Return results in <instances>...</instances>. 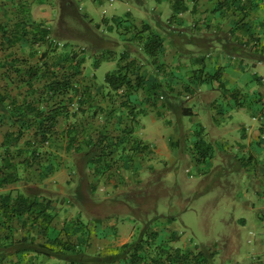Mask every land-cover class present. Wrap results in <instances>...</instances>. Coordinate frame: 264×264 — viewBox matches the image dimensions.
I'll return each mask as SVG.
<instances>
[{
    "label": "trees",
    "instance_id": "trees-1",
    "mask_svg": "<svg viewBox=\"0 0 264 264\" xmlns=\"http://www.w3.org/2000/svg\"><path fill=\"white\" fill-rule=\"evenodd\" d=\"M201 1L154 0L158 5L169 3L172 11L169 22L177 15L186 13L189 3L195 7ZM207 1L220 18L236 17L235 26L262 9L264 4V0ZM50 2L52 0H0V264H45L46 260L51 259L56 264H105L101 256L88 255L85 250L90 245L92 228L96 229L97 224L90 226L79 215L65 221L63 229L58 230L54 227L57 217L54 201L26 194L20 187L24 183L29 184L30 176L48 178L62 170L67 165L64 155L68 157L72 153L75 159L73 165H69L75 170L79 165L84 176L90 175L96 186L102 178H106L105 169L119 161L114 157L118 149L121 152L127 145L131 147V155L125 161L134 160L135 155L146 151L145 147H140L138 140L132 139L133 131H127L134 128L138 113L142 114L145 108V101L140 99L137 105H133L130 98H126L145 89L147 77L142 73V66L134 61L106 74L104 85L117 91L126 87L127 91L119 96V108L125 112L120 117L126 114L130 124L121 132L119 139L116 137L114 147L107 137L109 121L106 119L104 127L99 130L104 137L95 145L87 142L86 135L83 138L86 128L83 130V119H79V115H83L86 106H93L96 95L92 93V84L86 82L84 75L86 50L77 52L68 45L61 47L50 27L33 20L32 7ZM141 33L138 32L137 36ZM251 37L255 41L254 33ZM160 39L155 33H149L142 36L140 42L145 52L155 57ZM257 45L256 42L252 46L255 48ZM101 61L95 59V69L99 68ZM155 83L157 81L153 80L152 84ZM24 87L28 90L27 95L20 89ZM152 89H156V86ZM14 90L18 91L12 94ZM32 94L38 97L30 99ZM154 96V93L149 94L145 106H155L152 102ZM136 110H139L138 113ZM100 115L95 118H104ZM112 115L105 117L110 119ZM62 117H67L68 123L60 127ZM83 144L90 150L84 151ZM146 231L150 232L147 237L142 234L136 238V243L123 247L129 254V264L144 261V246L156 244L158 231L143 230ZM162 247L160 241L159 253L164 254ZM194 250L195 255L191 256V260L199 264H209L215 254L202 252L197 246ZM177 256L181 264L188 259L187 253L181 256L178 253ZM153 264H158V260H153Z\"/></svg>",
    "mask_w": 264,
    "mask_h": 264
},
{
    "label": "crops",
    "instance_id": "crops-1",
    "mask_svg": "<svg viewBox=\"0 0 264 264\" xmlns=\"http://www.w3.org/2000/svg\"><path fill=\"white\" fill-rule=\"evenodd\" d=\"M60 1L61 4L63 2L66 4L60 7L58 11L65 12L63 22L65 19L68 21L66 11L71 7L70 0ZM201 3L202 1L198 5H195V7L194 4L187 3L189 5L187 12L177 15L171 22L168 21L172 14L170 5L169 3H163L170 8V14L165 18V23L160 21L154 22L158 16L161 19L163 17L161 7L153 10L155 12L154 17L149 15L150 13L145 7L131 10L124 8L112 9V16L110 18H107L105 11H103L102 24L96 25L97 28L105 27L109 31L107 33L108 37L95 41L96 47L101 44L100 48L103 53L96 57L91 55L93 59L86 56L87 64L85 65L84 75L86 82L92 84L91 90L96 95V101L93 103L94 108H92L93 106H86L83 109V115L80 114V117L78 116L79 119H83V130L86 128L83 138L86 135L85 140L87 142H91L92 145L97 144L98 140L104 137V133L100 134L99 130L104 127V119H106L109 121L107 125L109 126L107 127L109 136L107 137L110 138L114 147L116 137L119 139L122 136L121 132L130 124L129 118L125 117L126 114L120 117V114H124L125 112H122L119 108V96L122 95V89L126 90V87H122L117 91L113 87L104 84L107 73L115 71L120 67L124 68L131 61H134V63L138 62L142 66V73L146 75L148 84L145 89H140L126 99L130 98L133 105H137L140 99L142 102L145 101L146 104L149 94L154 93L155 96L152 102L155 103V106H145L144 104L143 107L145 108L142 110V114L138 113L139 110H136V113H138L137 123L133 125V130H127L133 131L132 139L138 140L140 147H145L146 151H143L139 156L135 155L133 157L134 160L125 161L126 157L131 155V147L129 148V145H127L125 150L121 152L118 149L114 154V157L119 158L117 164L110 168L106 167L107 169L100 164L106 171V178H102L99 185L96 183L97 187L105 185L108 188L112 186L117 189L120 183L132 186L141 185L142 177L139 172L142 167H148L145 163V157L150 155L152 148L156 147V153H153L154 156L150 155L149 158L154 157L158 167H163L166 166L167 161L174 162L173 159L175 157L172 155L175 154V150L173 147L180 144L182 139L187 140L195 137L194 142H197L202 150H207L204 153L205 159L209 158V155H212L213 149L208 140H217L215 128L212 129L210 127H217L221 132L229 129L227 122L233 114H236L242 120L250 121L249 125L240 122L237 129L238 133L241 134V140H237L241 155L247 161L259 162L264 167L263 11L260 9L252 13L251 16L245 18L239 25L235 26L234 21L236 17L230 15L227 18H220L218 14L213 12L214 7L212 4L209 7H202ZM54 7V0L48 4L34 5L32 7L33 20L36 23H42L50 27L53 31L52 23L57 13ZM154 23H156V27H154ZM166 26H170L173 37H168L165 30ZM237 27L238 29L236 30ZM175 28H177V31L173 33ZM114 29H116V33ZM189 29L200 34L198 36L200 37L199 41H196V52H194L197 53V58L193 59L191 65H188L187 61L179 54L178 48L179 45L182 46L183 42L188 40L185 30ZM138 32L142 33L137 36ZM223 32L230 35L228 46H225L221 41H217L211 45L209 35L212 33L223 34ZM149 33H155L161 38V43L155 57L148 55L140 42L141 37ZM253 33L256 36L255 41L251 37ZM120 36L122 39L125 38L124 41L127 40V42L124 49L116 52L115 47L120 45L118 42V37ZM83 37L87 38L91 36L87 33ZM259 38L260 40H258ZM256 42L258 45L254 48L252 45ZM228 47H231L239 55L241 53L243 55L241 57L237 56L238 58L231 57L228 52L230 49H227ZM202 48L203 52L201 51ZM219 50L221 51L220 55H216ZM200 52L203 55H200ZM227 55H229L233 62L227 60ZM95 59H102L100 66L103 63H111L115 66V68L105 73L103 81L99 80L95 73L97 70L94 67ZM90 64L93 68L92 70L90 69L92 72L89 74L87 70H89ZM153 80H156L157 83L152 84ZM153 86H156V89H152ZM20 89L27 95L26 91L28 90L26 87ZM125 90L123 93H125ZM17 91L14 90L12 94H15ZM30 97L32 99L38 97V95L35 94L33 96L32 94ZM180 99L183 100L182 104L179 105L180 101L178 100ZM232 102H234V105L231 104ZM109 112L110 114L113 113L110 119L105 117L109 115ZM100 113V116L104 118L96 119L95 116ZM249 116L251 119L248 118ZM146 117H150L151 123H153L148 124L149 128L146 126L145 121H143ZM187 117H192L195 120L187 121ZM208 118L214 122L212 126H206ZM66 119L68 118L62 117L60 119V127L68 123ZM71 120L73 119L71 118ZM165 128L170 130L167 136ZM221 139L223 138L221 137ZM83 147L84 151L90 150L84 144ZM146 147H150V149ZM160 156L161 158L159 159ZM115 178L119 181L118 183ZM87 179H89L88 182L91 185H94L92 183L94 179L90 175ZM125 185L122 186L125 187ZM170 219L169 226L165 227V224L163 226L165 230L158 232L159 241L157 240L156 244L151 247L148 245L144 246L143 252L146 257L144 261L138 264H153V260H158V264H181V261H178L180 259L177 256L178 253L180 256L184 253L188 254V259L184 264H199L195 260H191V256L195 255L194 247L186 240L178 237L180 229L176 224V219L173 216ZM160 220L161 222H165L162 219ZM93 221L97 223L98 227L96 229L92 228L90 245L86 247V253L88 255L101 256L105 264H129V254L123 247L132 242V239L135 237L134 230L122 229L109 233L105 230L108 225H110V228L112 227L111 223H108L109 221L104 220V222L100 218ZM239 222L244 223L245 220L241 219ZM100 226H105V228L99 229ZM148 233L150 232H143L141 230L137 237L142 234L147 237ZM160 241L163 244L162 248L165 250L164 254L159 253L158 244H160ZM219 256L220 253L215 252L211 260L218 262V264H223L225 258L230 260L228 257L219 258ZM50 262L55 261L53 259L46 260L45 264H51ZM60 264L62 263L60 262ZM238 264L240 263L238 262ZM252 264H264V260L259 259Z\"/></svg>",
    "mask_w": 264,
    "mask_h": 264
},
{
    "label": "rangeland",
    "instance_id": "rangeland-1",
    "mask_svg": "<svg viewBox=\"0 0 264 264\" xmlns=\"http://www.w3.org/2000/svg\"><path fill=\"white\" fill-rule=\"evenodd\" d=\"M60 2L54 0V10L57 13L52 23L53 35L61 47L68 45L76 51L85 49L86 56L90 59H93L91 55L96 57L103 53L101 44L96 47L95 41L108 37L109 31L105 27L97 28L96 25L101 23L104 17L103 11H106V17L110 18L112 9L131 10L145 7L149 15L154 17L153 10L161 7L163 17L161 19L158 16L154 22L162 23L166 22L165 18L170 14L168 5H158L154 0H115L112 5L102 0H70L71 7L66 11L68 21L65 19L66 22H63L65 12L62 13L58 9L66 3ZM200 5L209 7L211 4L203 0ZM261 8L264 15V4ZM156 26L154 23V27ZM165 30L168 37H173L170 26H166ZM176 31L177 28L173 33ZM185 31L188 40L183 42L184 48L181 49L182 46L179 45V54L188 65H191L193 59L197 58V53L194 52L200 34L190 29ZM114 32L116 33V29ZM87 33L91 37L84 38ZM118 38L120 45L115 47L116 52L124 49L127 42L121 36ZM209 38L211 45L217 41L223 42L225 46L230 43L228 42L230 35L224 32L212 33ZM227 49H230L228 52L231 57L243 55V53L239 55L231 47ZM201 51L203 52V48ZM202 52L199 54L203 55ZM220 53L219 50L216 55ZM226 58L229 62H233L229 55ZM91 64L87 70L89 74L92 72L90 69L93 68ZM113 68L115 66L111 63H103L95 73L98 79L103 81L105 73ZM182 100H178L179 105L182 104ZM231 104L234 105V102ZM248 118L251 119L250 116ZM186 120L195 119L187 117ZM143 121L149 128L151 118L146 117ZM207 122L209 124L206 123V126L214 124L209 118ZM240 122L250 124L249 120H242L233 114L227 122L229 129L221 132L217 127H210L215 128L217 140H208L213 152L207 159L204 156L207 150H202L198 143L194 142L195 137L182 139L180 144L175 145L173 147L175 154L172 155L175 157L174 162L167 161L166 166L163 167H158L154 157L149 158L156 153V147L152 148L150 155L145 157L148 167H142L139 172L142 177L141 185L120 183L117 189L105 185L92 186L79 165L77 170L71 166L75 159V154L72 153L68 157L64 155L66 167L51 177L28 175L29 184L24 183L21 190L26 194L38 195L54 201V213H57L54 227L58 230L63 229L65 221L79 215L90 226L97 224L94 219L100 218L101 221L111 223L112 227L108 225L109 229H105L109 233L122 229L134 230L135 237L131 243H136L135 238L139 235V231L146 229L163 231L165 230L163 226L165 224V227L169 226L170 217L173 216L180 229L178 237L186 240L192 247L197 246L207 254L219 252V258H230V260L225 258L223 264H238V262L252 264L259 259L264 260V198H262L264 167L259 162L247 161L241 155L237 143V140H241V134L237 131ZM165 132L167 136L170 130L165 128ZM115 179L118 183L117 178ZM160 219L165 222H161ZM241 219L245 222H239ZM104 222L102 223L105 225ZM50 263L55 264V262ZM213 263L218 264L211 260L210 264Z\"/></svg>",
    "mask_w": 264,
    "mask_h": 264
},
{
    "label": "built area",
    "instance_id": "built-area-1",
    "mask_svg": "<svg viewBox=\"0 0 264 264\" xmlns=\"http://www.w3.org/2000/svg\"><path fill=\"white\" fill-rule=\"evenodd\" d=\"M102 1H105V2L109 3L110 5H112V4L114 3L115 0H102ZM124 90H125V89H122V92H121V93H123Z\"/></svg>",
    "mask_w": 264,
    "mask_h": 264
},
{
    "label": "clouds",
    "instance_id": "clouds-1",
    "mask_svg": "<svg viewBox=\"0 0 264 264\" xmlns=\"http://www.w3.org/2000/svg\"><path fill=\"white\" fill-rule=\"evenodd\" d=\"M115 2V1H114ZM106 12V11H105Z\"/></svg>",
    "mask_w": 264,
    "mask_h": 264
}]
</instances>
